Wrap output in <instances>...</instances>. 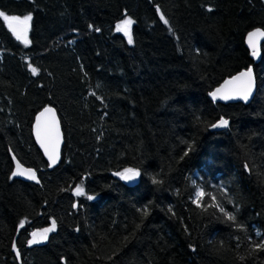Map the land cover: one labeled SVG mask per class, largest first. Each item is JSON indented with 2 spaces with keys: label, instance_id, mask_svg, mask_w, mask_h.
Returning <instances> with one entry per match:
<instances>
[{
  "label": "trees",
  "instance_id": "trees-1",
  "mask_svg": "<svg viewBox=\"0 0 264 264\" xmlns=\"http://www.w3.org/2000/svg\"><path fill=\"white\" fill-rule=\"evenodd\" d=\"M0 11L32 15L27 44L0 18V264H264V43L257 65L244 45L264 30V0H0ZM126 17L132 44L117 31ZM249 67L248 106L209 100ZM45 107L64 140L53 170L31 133ZM221 117L228 128L212 132ZM13 157L39 185L12 178ZM125 168L139 171L135 187L114 175Z\"/></svg>",
  "mask_w": 264,
  "mask_h": 264
},
{
  "label": "snow or ice",
  "instance_id": "snow-or-ice-1",
  "mask_svg": "<svg viewBox=\"0 0 264 264\" xmlns=\"http://www.w3.org/2000/svg\"><path fill=\"white\" fill-rule=\"evenodd\" d=\"M159 11V8L157 9ZM0 18L7 24L8 29L12 32L15 38L23 43H28V30H29V22L32 20V15L28 14L23 17L17 15H7L3 11H0ZM161 19L164 20L163 15H161ZM167 24V20H164ZM134 21L130 17H126L117 25V31L122 32L128 39V43H133V38L131 34V25ZM91 28L92 26L89 25ZM99 31V29H96ZM259 38H264V30L259 28L255 29L252 32H249L247 35V43L249 48L251 49V54L253 57L258 54V42ZM30 70L33 75L37 74V69L29 65ZM254 86V78H253V70L249 67L246 71L240 72L238 75L231 77L228 80H225L224 83L217 88L215 91L210 92L209 95L216 99H243L247 101L249 96L253 91ZM95 95V93H92ZM100 99V97H97ZM228 120L223 117L216 123L211 125L213 128L217 127H227ZM34 131L36 135V139L40 144L41 148H43L45 155L48 157L49 166H52L57 163L59 159V144H60V130L59 124L56 119V114L54 109L50 107H45L42 112L39 113L36 117V124L34 126ZM189 149H191V145H189ZM187 155V152L185 153ZM15 160V157H13ZM114 175L120 177V179L125 181L134 180L136 177L140 175L139 171L133 168H125L122 172H116ZM21 176L26 177L29 180H36V173L34 170L30 168H24L18 161L16 163V170L12 172V177ZM154 184L160 183L159 180L153 178L152 181ZM37 183L39 181L37 180ZM74 194L77 196L84 195V188L82 185H77L74 189ZM196 199L193 201L197 203L199 206L200 201L203 199L205 193L202 189L196 191ZM89 200L94 199L93 196L87 197ZM215 197H212L213 205L215 207H219L221 212H224V209L215 203ZM75 206V205H74ZM143 214L147 215V208L143 210ZM224 215L227 217L229 221L235 222L236 217L231 213L224 212ZM24 221H21L20 226L23 227ZM239 227V225H238ZM56 222L52 221V224L49 228H45L36 232H33L32 239L28 241L29 245L40 243L44 240L48 239V233L55 231ZM15 248V244L13 245ZM257 248H264V244L256 245Z\"/></svg>",
  "mask_w": 264,
  "mask_h": 264
},
{
  "label": "water",
  "instance_id": "water-1",
  "mask_svg": "<svg viewBox=\"0 0 264 264\" xmlns=\"http://www.w3.org/2000/svg\"><path fill=\"white\" fill-rule=\"evenodd\" d=\"M7 26V24H6ZM8 28V27H7ZM254 31V30H253ZM11 32V31H10ZM252 32V31H251ZM12 33V32H11ZM13 35V34H12ZM248 35V34H247ZM247 35L245 36V39H244V45H245V48L248 50L249 52V58L251 59V61L254 63V65H257L260 63L261 61V46L262 44L264 43V38H259V42H258V54L257 56L253 57L252 54H251V49L249 48L248 46V43H247ZM14 36V35H13ZM253 70V78H254V86H253V91L251 93V95L249 96V99L247 101L243 100V99H229V100H223V99H216V100H213V98L209 95L208 98L211 102H213L214 104H221V105H234V104H241L243 106H248L255 94H256V91H257V82H256V77H255V72H254V69L252 68ZM242 71H246V70H242ZM240 71V72H242ZM239 72V73H240ZM239 73L235 74L234 76L238 75ZM230 79V78H228ZM226 79V80H228ZM224 83V81L217 87L219 88L222 84ZM217 88H215L213 91H215ZM212 91V92H213ZM52 108V107H50ZM54 109V108H52ZM44 110V108L42 110H40L34 117V120H33V124H32V127H31V133H32V138H33V141L38 149V151L41 153V155L43 156L45 162L47 163L48 165V169L49 170H53L55 168H57L60 164V161H61V151H62V148H63V145H64V140H63V134H62V128H61V124H60V120L58 118V115H57V112L56 110L54 109L55 111V114H56V119L58 121V124H59V130H60V144H59V159L57 160V163L52 165V166H49V161H48V157L45 155L44 153V150L43 148H41L40 144L38 143L37 139H36V135H35V131H34V126L36 124V117L37 115H39L40 112H42ZM217 123V122H216ZM215 123V124H216ZM228 126H229V123H228ZM227 127H217V128H213L211 127V130L212 132H222L224 130H226ZM16 163H17V160H13V171L16 170ZM22 165V164H21ZM23 166V165H22ZM24 168H28V167H25L23 166ZM32 169V168H30ZM33 170V169H32ZM12 171V172H13ZM14 180H19V181H22L24 183H30V184H34V185H39V183H37V180H38V176L36 174V180H29L27 179L26 177H21V176H16V177H12ZM39 181V180H38ZM122 183L124 186L126 187H135L137 184H138V177H136L134 180H131V181H125V180H122ZM53 232V231H52ZM52 232L48 233V237L52 234Z\"/></svg>",
  "mask_w": 264,
  "mask_h": 264
},
{
  "label": "flooded vegetation",
  "instance_id": "flooded-vegetation-1",
  "mask_svg": "<svg viewBox=\"0 0 264 264\" xmlns=\"http://www.w3.org/2000/svg\"><path fill=\"white\" fill-rule=\"evenodd\" d=\"M255 77H256V75H255ZM256 82H257V80H256Z\"/></svg>",
  "mask_w": 264,
  "mask_h": 264
},
{
  "label": "bare ground",
  "instance_id": "bare-ground-1",
  "mask_svg": "<svg viewBox=\"0 0 264 264\" xmlns=\"http://www.w3.org/2000/svg\"><path fill=\"white\" fill-rule=\"evenodd\" d=\"M248 51V50H247Z\"/></svg>",
  "mask_w": 264,
  "mask_h": 264
}]
</instances>
